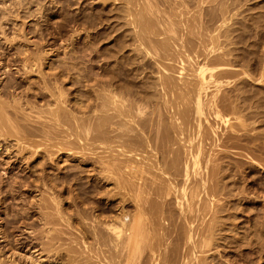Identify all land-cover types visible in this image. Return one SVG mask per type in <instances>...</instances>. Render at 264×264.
I'll return each mask as SVG.
<instances>
[{"label":"bare ground","instance_id":"6f19581e","mask_svg":"<svg viewBox=\"0 0 264 264\" xmlns=\"http://www.w3.org/2000/svg\"><path fill=\"white\" fill-rule=\"evenodd\" d=\"M103 1L108 0L101 2ZM120 1H123L122 4H124L121 13H123L125 26L122 25L124 26L122 31L126 26L131 27L129 33L123 32L124 35L129 36L128 51L133 54L132 64H130L131 62L129 64L135 67L138 73L139 66H144V62L148 60L150 65L153 64L154 68H157H155L157 71L152 68L156 71L153 74L158 75L156 78L151 81L143 76V71H140L137 75L142 81L146 79L148 82L146 80L145 83L140 82L142 84L139 89H131L128 86L119 88L120 86L118 87L117 84L114 85V80L113 84L108 82L103 84L104 82L101 80L103 85L100 86L103 89L99 91L100 93L96 92L99 94H96L98 96L97 99L95 98L97 103L94 102L95 111L91 109L94 112L88 114L89 116L81 111L83 117L67 108V92L65 86L63 87L64 82L57 75L56 78H52L53 80L49 78L50 81L43 79L42 87L36 90L38 93L35 91V95L42 98V103H44L42 106H33L28 94L15 96L13 93L7 94L9 103L5 101L7 104L5 105L1 100L2 94L0 93V136H3L1 134L4 129H9L7 133L16 136L20 132L16 119L21 116L26 119L25 117L32 118L35 115L34 121L40 124V128L32 129L31 133L25 134L26 136H16V141L11 146L0 142L3 143L6 152L15 149L12 153L16 152L14 154L22 160L28 159L29 156L25 157L22 154L26 153L28 148H32L30 145H34L31 140L27 141L29 136H43L44 139L48 137L51 141L58 138L55 141L58 140L59 144H61V138V140H65L75 136L84 146L91 138L89 144L93 141L95 144L97 143V148H105L109 151V156L102 152L106 154V157L97 151V153H101L102 158H99L100 156L98 157L96 152L94 154L96 155L94 157L99 158L98 161H101L103 166L109 167V169L107 166L103 167V173L106 172L109 174L108 176L115 173L113 177L110 176L112 181L117 178L121 182L119 183L115 179L120 185V187L116 185L118 186L116 189H120L122 186L127 191L124 197L128 196L126 199L123 197L124 200L120 198L122 201L118 203L119 213L117 215L109 217L107 214L106 216L109 218L106 219L105 213L101 212L100 215L105 218L100 221L97 219V226L89 222L93 218V213L90 210L92 214L89 215V221L88 217H85L87 219L85 223L89 222L88 224L94 226L93 229L91 228L92 230L90 229L91 232L86 229L92 241L85 239L90 243L89 241H87L88 243L86 241L79 242L81 245L76 247L75 243L77 242L70 240V243L75 242V246L70 248L71 244L66 245L69 243L68 240L63 241L66 235L59 230V227L61 228L63 225L61 222L64 223L67 220L64 214L67 211L63 212L64 208L60 209L61 201L56 195L57 191L47 184L48 180L45 181L44 174L40 175L41 177L38 179L39 182H42L40 184H43V189L42 186L39 187L38 181L36 183L38 186H35L40 194L36 208L41 228L37 229L39 230L37 236L34 234L37 230L26 228L30 230V235L36 236V239L40 240V243L33 247L34 251L27 257L30 264H45L51 260L52 253H59L63 249L62 242H65L64 244L70 248L66 250L69 254L66 257L63 255L62 261L65 259L62 264H207L206 256H210L207 253L213 252L211 251L212 241L215 240L214 237L218 232L215 227L218 224L217 214L219 213L217 204H221L219 202L225 194L224 189L228 186H226L223 167L225 163H222L224 156H227L224 153L227 154L228 151L235 149L237 151L246 150L245 146L258 141L256 138L258 134L255 133L257 134L255 136L253 133L256 128L260 127L254 125L263 119H260L262 116L259 117L261 113L252 111L256 109L251 104V99L248 101L250 103L246 104L248 98L243 95V97L241 95L238 97L236 93V99L229 96L231 101L226 102L229 100L226 98L229 89H226L225 86H229L231 90L234 89L239 93L240 88L236 89L239 84L237 85L234 80L231 82L229 80L236 77L239 80V76L243 75V71L227 69L234 64L230 57L235 56L231 55L234 53L233 50L229 51L230 49H228L231 44V24L240 15L243 16L241 14L243 10L239 12V7L242 5L236 3V0H193V3H190L192 0ZM115 32L113 33L115 34ZM200 57L204 58V62L201 59V63H199ZM21 61L17 68L22 74L29 75L37 71L40 72L42 65L40 55H29L28 58ZM203 64L204 66H202ZM145 66L147 65L145 64ZM221 68L222 70L226 69V72L218 70ZM245 72L248 76V72ZM202 81L204 82L202 83ZM9 88L12 87L7 86V89ZM232 100L240 102L234 103L235 101ZM8 107L14 110L12 115L6 109ZM23 119L20 118V120ZM221 123H224V128ZM68 125L73 129L68 128ZM62 127H66L74 133H67V129L63 128L62 130ZM64 130L65 132H63ZM92 133H94L93 138L90 135ZM75 138L72 140L74 141ZM236 141L239 142L238 145H236ZM76 143L77 141H74L72 144L76 145ZM67 145L71 144L68 142L65 146L68 147ZM78 145L80 143L74 148L83 152L84 150L80 151L81 147ZM54 147L56 148V146ZM71 147L73 146L71 145ZM66 149L65 151L70 150ZM91 149L93 150L95 147H91ZM74 150L70 151L75 152ZM92 150L90 151L92 152ZM72 154L74 155V153ZM88 156L87 158H93V154L92 157ZM97 158L92 160H97ZM237 164L239 165H235L236 169L233 170L237 171L243 168L240 162ZM110 167L113 168L111 174L109 173ZM100 170L101 168L98 169V172ZM95 171L97 172L96 169ZM103 173L100 174L102 180ZM108 176H106L107 179ZM52 185L55 187L56 184ZM118 191L115 194L118 195ZM46 193L48 197L50 196L51 205L50 202H47L48 198L45 199ZM107 196L105 197L108 198ZM95 197L97 198V196ZM86 203L85 206L83 203V208L86 207ZM94 207L91 208L94 209ZM75 209L76 204L73 213H76ZM70 215L71 213L67 216ZM72 216H70L71 219ZM71 219L66 222L72 224L73 227ZM76 219L78 220V218ZM80 223L77 225L81 226ZM70 224L66 225L67 228L71 227ZM83 225L84 228L91 227L87 226V223L86 226L84 223ZM85 232L82 231L80 234ZM65 233L67 234V231ZM80 234L78 236H82ZM69 236H72L68 238L73 240V235ZM215 242L217 241L215 240ZM207 259L209 260V258ZM0 264H4L3 261H0ZM7 264H17V262L10 260Z\"/></svg>","mask_w":264,"mask_h":264},{"label":"rangeland","instance_id":"374dc122","mask_svg":"<svg viewBox=\"0 0 264 264\" xmlns=\"http://www.w3.org/2000/svg\"><path fill=\"white\" fill-rule=\"evenodd\" d=\"M101 1L102 0H0V93L2 94L1 100L4 103L7 101V94L9 93H13L15 96L28 94L30 95L28 97L33 106H42L44 103H42V98H40V96L35 95L36 92L38 93L36 90L42 87L43 79L49 80L50 78V80H53V77L56 78L58 76V78L64 82V84H62L63 87L65 86L64 88L67 92V108H70L69 110H71V112L75 111L78 113L76 115H80V117H83V115H81L82 113L89 116L95 111V104L97 103L95 100L98 96L96 94H99V91L103 89V87L101 88L103 84L107 82L113 84L114 80V85L116 86L117 84L118 87L120 86L119 88L128 86L131 89H139V86L147 81L145 79L146 81L143 80V82L137 75L140 71H143V76H146L147 79L151 81L158 76L155 75L156 73L153 74L157 71V68L155 67V69L153 64L150 65L148 60L144 62V66L145 64L147 65L145 66L146 69L143 68L144 66L140 65V71L138 73L135 67L130 65L133 61V54L131 51H128L129 48L127 44L130 43V39L126 34L129 33L128 31H130L131 27H129V29L126 26L128 30L125 27L123 28L124 31H122V27L125 26L123 13H121V11H123V1ZM190 3H193V0L190 1ZM236 3L240 4V6L242 5V7H239V12L243 10L241 13L243 16L240 15L235 19L234 23L231 24V44L228 49H230L229 51L233 50L234 53H231V55L235 56L230 57V60L233 61L232 63L234 64L227 69L238 72L243 71V75L239 76L240 78L242 77V79L239 78V80H237V77L231 78L232 80L227 79L229 82L234 80L237 85L239 84L236 89H240L238 93L234 89L231 90L229 86H225L226 89H229L227 93L225 92L228 94L226 98L229 100L225 99L227 100L226 102H229L231 101L229 96L236 99L237 96L243 95L248 98L246 104L250 101L249 99H251V104H253V106H255L254 109H256L252 111L261 113L259 117L262 116L260 119L263 120L259 119L260 121L254 125L255 127H260L256 128L253 133L255 136L258 134V136H256L258 141H256L255 144H253V142V145L245 146L246 150L241 149L237 151L235 149L236 153L235 150L228 151L227 154L224 153V155L227 156H224V161H222V163H225L223 166L225 169V181L227 183L225 184L228 186L224 189L225 196L223 195V201L221 200L219 202L221 204H217L219 213L217 214L218 224L215 227L218 232H216V237H214L217 242L213 239L212 243L214 246L212 245L211 248L213 252H211V254L209 252L207 253L210 255L209 257L208 255L206 256V260L208 261L206 262L207 264H264V0H236ZM125 31L126 34L124 35L123 32ZM113 32H115V34ZM36 54L37 56L40 55L42 60L40 72L37 71L29 75H24L21 71L19 72L17 68L20 65L18 64L19 61L21 63L22 59L24 60L26 57L28 58L29 55L35 56ZM200 60L204 62L203 57L199 58V63H201ZM202 66H204V64ZM152 68L156 71L152 70ZM131 70L133 71L131 72ZM218 70L225 71L226 69L222 70L221 68ZM245 71L248 72V76ZM44 76L45 78H43ZM101 80H103L104 83ZM203 82L204 81H202V83ZM7 86H11L12 88L7 89ZM104 90H106V88ZM235 95H237L236 98ZM7 102L9 103V101ZM238 102L240 101H235L234 103ZM5 105L7 104L5 103ZM6 109L9 111L10 115L14 113L11 107ZM85 116L86 115H84V117ZM20 118L23 119L22 116L16 119V121L18 120L17 124H19L20 130L18 133L19 135H16L17 137H24L26 136L25 134L31 133L32 129L35 130L40 128V124L34 121L36 118L35 115H33L32 118L28 117L29 119L25 117L28 120H20ZM223 125L224 123L221 125L224 128L225 125ZM63 128L66 127H62V130ZM68 128L73 129L72 126ZM8 130L9 129H4L1 134L3 136H0V142H5V144L11 146L16 141V136L8 134ZM65 130L63 132H65ZM71 131L67 129V133ZM12 132L13 131H11V133ZM72 133H74V131L71 132V134ZM90 135L93 138L92 135H94V133ZM39 137L41 136H29L27 139V141L31 140L34 145H30L32 148H28L25 151L26 153L22 154L25 157L29 156L26 160L20 159L18 155L14 154L16 152L12 153L15 149H12L11 152H6L3 143H0V261H3L4 264H7V262L9 263L10 260H14L17 264H30L27 257L34 251L33 247L40 243V240L36 239L39 233L37 229L41 228L39 213L36 208V202L40 194L35 186L37 185L36 183L39 182L38 177L40 178V175L44 174L45 181L47 182L48 180L47 184L53 187L54 191L58 192V194L56 192V195H58L61 201H59V206L61 210L64 208L62 210L63 212L67 211V213H64L67 220L71 219L70 216L73 215V220L71 219L73 227L72 224L66 222L67 220L65 221L66 223H64L66 225L70 224L71 227L67 228L68 225H65V227L62 222L61 225H63H59L62 229L57 226L60 232L62 231L67 236H64L65 238H70L72 236L69 235H73V240L63 238V241L65 240L66 242L68 240L67 242H69L66 245H72L70 248L75 245L76 247L80 246L81 244L79 242L83 243L84 241H89L85 240L90 239V234L87 233V231L89 230L88 232H91L94 226L98 225V220L100 221L105 218L103 215H100L101 212L103 214L105 213V216L108 214L109 217L117 215L119 213L118 203L122 201L120 198L123 199L127 192L122 186L120 188L121 190L119 188L116 189L118 187L116 185H119L121 182L117 178H114L112 181L113 174H115H111L113 168L110 167L111 169L109 171L112 177H110L111 175L108 176L109 174L106 172L103 173V167L107 165L103 166L98 159L102 158L101 155L105 156L107 154V156H109V151L102 147V149H99V147L97 148V143L95 144L93 141L89 144V141L92 140L91 138L86 142L87 144L85 147L75 136H71L70 139L66 138L67 140H61V138V144L58 143V140L55 141L58 138L53 139L52 142L48 137L47 139H44L43 136V138ZM72 137L76 139H74V141H77L76 145L72 144L74 143ZM31 142H29V144ZM68 142L73 147H71V145H67L68 147H66L65 145L68 144ZM79 143L80 145H78V147L80 146L81 149L83 148L82 150L80 149V151L87 150L85 154H90V150H92L91 147H95V149L92 150L91 155H85L84 151L79 152L77 151L79 149L74 148ZM58 144L59 146H57ZM238 144L239 142L236 141V145ZM54 146H56V148ZM57 147H60V150ZM65 147L70 150L75 149L74 151L78 154L67 150ZM65 149L67 151H65ZM97 151L106 154L100 153V155ZM71 153H74V155H71ZM92 154V159L97 158L94 157L96 155L100 157L97 158V160L87 158V156L92 157ZM234 154L238 156H234ZM239 162L240 165L243 166V168L239 167L241 168L239 169L241 172L239 170H233L236 169L235 165H239L237 164ZM97 163H99L98 166ZM234 163L235 165L232 166ZM101 165L102 167H99ZM100 168L102 171L100 170L99 173L98 169ZM107 168L109 169L108 166ZM44 170L46 171L44 172ZM226 170L230 172H226ZM101 172L103 173V180L100 179L102 178V175L100 176V174H102ZM104 175L105 177L108 176V179L107 177L105 178ZM115 179H117L119 183ZM40 182L38 183L39 187L41 188L42 186L43 189V184H40ZM53 183H55V187L57 186L58 188L56 187L55 189L54 185L51 186ZM229 187L230 189H228ZM115 189L116 191H120V193L118 191V195L115 194L117 193ZM121 193L123 196H120L122 195ZM114 194L117 196L115 197ZM104 195L107 196L109 200ZM45 196V199L48 198L47 202H50V196L48 197L47 193ZM80 196L81 198H78ZM95 196H97V198L100 197L97 199ZM101 196H104V198H101ZM126 198H128V196L124 197V199ZM96 200L98 201L96 202ZM82 202L84 206L86 202L91 204L88 203L87 205L86 203V207L83 208ZM126 202L128 203V200ZM93 203L94 206L96 204L95 207L92 206ZM51 204L52 202H50V205ZM75 204L76 213H73ZM77 206L81 207L78 208ZM91 207H94V209ZM95 211L97 212L95 213ZM70 213L71 215L67 216ZM77 213L81 214L78 215ZM91 214L93 218L96 217V220L93 219L92 216V219L89 218ZM85 217H88V221L90 219L89 222L93 223L94 226L86 222L87 226L89 225L91 227L84 228L83 223L86 226L85 220L87 221ZM76 218H78V220ZM82 218H84V220H82ZM79 219L83 221V223L81 221L82 224ZM78 223H80L79 225L82 227L78 226ZM27 227L37 230V233H34L36 236L30 235V230L26 229ZM57 227L56 229H58ZM86 229L88 230L86 231ZM66 231L67 234L65 233ZM79 231L81 233L83 231L87 234H80ZM77 233L82 236H78ZM70 240L71 242L76 241L77 243L74 242V245V243H70ZM65 242H62L64 246H66L64 244ZM64 246L59 253H56L57 255L52 253L51 257L53 260L55 259L54 261L51 259L45 264L64 263L65 258L62 261V257L63 255L66 257L69 254L66 250L70 249L68 246ZM207 258H209V260Z\"/></svg>","mask_w":264,"mask_h":264}]
</instances>
